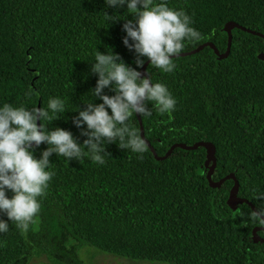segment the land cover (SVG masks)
Returning a JSON list of instances; mask_svg holds the SVG:
<instances>
[{
    "label": "trees",
    "instance_id": "16d2710c",
    "mask_svg": "<svg viewBox=\"0 0 264 264\" xmlns=\"http://www.w3.org/2000/svg\"><path fill=\"white\" fill-rule=\"evenodd\" d=\"M165 2L182 8L201 33L180 52L210 41L225 53L228 21L255 32L234 27L227 57L208 45L173 57L172 72L147 65L176 106L141 117L145 137L160 157L175 143H211L212 179L234 175L236 194L256 206L260 201L253 198L264 193V59L259 56L264 53V0ZM104 12L114 14L104 0H0V103L39 107L60 96L67 110L48 127L68 129L82 143L72 110L91 99L95 51L110 47L136 67L134 52L122 43L124 20H111ZM130 123L142 137L139 117L134 114ZM145 144V152L135 153L109 142L102 165L53 153L55 175L38 197L34 221L27 231L9 222V230L0 233V264H28L42 255L49 260L39 264H87L79 255L84 246L169 264H264V242L254 236L258 228L264 237V223L247 219L248 202L231 203L234 177L217 187L209 184L213 158L207 147L176 146L158 159ZM45 147L42 142L34 154L38 157ZM0 218L7 220L3 213Z\"/></svg>",
    "mask_w": 264,
    "mask_h": 264
},
{
    "label": "clouds",
    "instance_id": "9594fccd",
    "mask_svg": "<svg viewBox=\"0 0 264 264\" xmlns=\"http://www.w3.org/2000/svg\"><path fill=\"white\" fill-rule=\"evenodd\" d=\"M104 7L114 12L112 16L104 12L106 17L124 20L122 43L134 52L136 67L110 47L104 52L95 51L90 71L97 74V79L88 90L91 99L83 100L85 107L77 104L72 110L76 113L72 123L85 137L82 143L68 129L48 127L67 110L60 96H50L46 106L39 107L35 103H0V213L7 217L0 218V233L9 230V222L27 231L34 221L40 210L38 197L44 195L55 175L49 159L53 153L68 161L88 157L100 165L105 163V146L109 142L143 153L145 141L131 126L130 118L134 114L151 116L153 111L168 113L176 106L175 97L164 83L153 81L149 72L142 76L138 69L147 60L149 66L172 72V58L185 42L202 38L192 26L191 17L182 8L169 7L165 0H104ZM121 8L125 9L123 13L118 11ZM106 88L113 94L106 93ZM97 98L99 103L95 102ZM42 142L47 147L37 157L34 153ZM253 199L260 203L247 211V219L264 223V193Z\"/></svg>",
    "mask_w": 264,
    "mask_h": 264
},
{
    "label": "water",
    "instance_id": "95a60500",
    "mask_svg": "<svg viewBox=\"0 0 264 264\" xmlns=\"http://www.w3.org/2000/svg\"><path fill=\"white\" fill-rule=\"evenodd\" d=\"M234 27H239V28H242V29H246V30H249V31H252V32H255L251 29H248L242 25H240L239 23L235 22V21H228L227 24H226V30L229 34V37H228V49L225 53L221 54L218 50V48L216 47V45L213 43V42H210V41H207L205 42L204 44L198 46L197 48L193 49V50H190V51H184V52H179L176 56L174 57H177V56H182V55H188V54H192V53H196L198 51H200L201 49H203L205 46H212L216 53H218L221 57H227L229 52H230V48H231V44H232V38H233V34H232V29ZM260 58L264 59V53H260ZM147 65H148V61L146 60L142 69H143V73L146 75L147 74ZM139 117V116H138ZM139 121H140V126H141V135L143 137V139L145 140V142H147L152 150V152L155 154L156 158L158 159H164L166 158L168 155L171 154L172 150L174 149V147L176 146H181L183 148H186V149H194L195 147H197L199 144H203L207 147L208 151L210 152L212 158H213V162L207 172V179L209 181V184L212 186V187H217L219 186L224 180L230 178V177H234V175L232 174H228L226 176H224L223 178H221L220 180L218 181H214L211 177V173L215 167V164H216V156H215V151H214V148L212 146L211 143H208V142H196L195 144L193 145H184V144H180V143H175L174 145H172L170 147V149L167 151V153L160 157L157 155L156 151H155V148L151 145L150 141L145 137V134H144V126H143V123H142V120H141V117H139ZM38 123H39V120H38ZM235 178V177H234ZM239 188V183L237 181V179L235 178V184L234 186L231 188L230 190V196H231V203L232 204H235L237 202H240V201H245V202H248L252 207H255L247 198H244V197H239L237 194H236V191L238 190ZM258 228H255L254 229V236L257 240L259 241H263L264 242V237H260L256 231H257Z\"/></svg>",
    "mask_w": 264,
    "mask_h": 264
},
{
    "label": "rangeland",
    "instance_id": "374dc122",
    "mask_svg": "<svg viewBox=\"0 0 264 264\" xmlns=\"http://www.w3.org/2000/svg\"><path fill=\"white\" fill-rule=\"evenodd\" d=\"M79 255L87 264H169L164 261L131 259L111 254L91 246L81 248ZM48 260L45 255H42L30 258L28 264H39L40 262H46Z\"/></svg>",
    "mask_w": 264,
    "mask_h": 264
}]
</instances>
